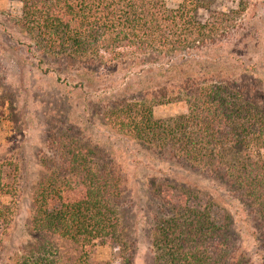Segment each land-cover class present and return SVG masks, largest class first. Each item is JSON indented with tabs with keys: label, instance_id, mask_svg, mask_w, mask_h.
I'll list each match as a JSON object with an SVG mask.
<instances>
[{
	"label": "trees",
	"instance_id": "trees-1",
	"mask_svg": "<svg viewBox=\"0 0 264 264\" xmlns=\"http://www.w3.org/2000/svg\"><path fill=\"white\" fill-rule=\"evenodd\" d=\"M14 1L24 46L58 83L125 72L86 108L98 107L94 115L107 128L169 165L168 175L148 179L159 203L148 231L153 264H264V80L255 65L224 73L216 69L225 60H202L245 36L252 0L228 11L216 8L218 0H181L176 9L165 0ZM73 85L84 88L82 81ZM176 105L186 113L154 117L155 108ZM61 119L46 123L27 245L8 246L16 207L0 205V264H112L96 258L100 246L132 264L128 179L111 152L68 115ZM11 166L0 160V195L15 198L4 183ZM175 170L201 181H178ZM243 225L252 249L242 244Z\"/></svg>",
	"mask_w": 264,
	"mask_h": 264
},
{
	"label": "rangeland",
	"instance_id": "rangeland-1",
	"mask_svg": "<svg viewBox=\"0 0 264 264\" xmlns=\"http://www.w3.org/2000/svg\"><path fill=\"white\" fill-rule=\"evenodd\" d=\"M165 1L170 9H176L181 3V0ZM237 2L238 0H218L216 8L228 11L235 9ZM19 15L20 5L14 0H0V160H11V168L5 169L4 183L10 184L16 191L15 198L0 195V205L13 203L16 207L8 246L18 248L31 240L28 221L33 188L42 173L38 153L44 149L46 142V123L51 121V117V122L58 125L62 121L61 117L68 115L69 121L86 137L112 153L115 162L126 175L131 196L130 216L135 244L132 264H153L148 231L159 203L151 195L148 179L168 175L169 165L155 162L133 141L107 128L100 117L94 115L98 107L90 110L86 108L87 101L92 99L96 102L102 98L106 85L116 79L120 80L125 72L117 70L113 74L102 72L99 76L72 78L73 84L83 82L84 88L79 89H74L73 84L58 83L56 74H46L45 68L38 66L36 53H28L24 46L28 44L27 37L16 26ZM206 16L205 11L197 14L200 20H205ZM245 19L249 26L245 36L204 53L202 60H225H221L223 64L216 69L224 73H243L244 68L255 65L256 75L264 80V0H252ZM240 61L244 64L243 67H240ZM62 78L67 77L63 74ZM125 82L130 80L126 79ZM92 91L97 93L89 97L88 94ZM185 113L183 105L161 106L153 110L154 117L158 120ZM175 172L178 181H201L180 170ZM241 230L242 244L246 249H252L253 242L247 226ZM96 258L120 264L116 250L110 247H98Z\"/></svg>",
	"mask_w": 264,
	"mask_h": 264
}]
</instances>
